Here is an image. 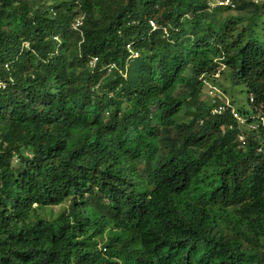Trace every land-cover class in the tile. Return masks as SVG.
<instances>
[{"label":"trees","instance_id":"obj_1","mask_svg":"<svg viewBox=\"0 0 264 264\" xmlns=\"http://www.w3.org/2000/svg\"><path fill=\"white\" fill-rule=\"evenodd\" d=\"M233 1L0 0V264H264V127L204 98L264 112V1Z\"/></svg>","mask_w":264,"mask_h":264},{"label":"rangeland","instance_id":"obj_2","mask_svg":"<svg viewBox=\"0 0 264 264\" xmlns=\"http://www.w3.org/2000/svg\"><path fill=\"white\" fill-rule=\"evenodd\" d=\"M45 1V6H47V7H49L50 9H52L53 7H54V5L56 4V3H58L57 1L58 0H44ZM255 1V0H254ZM262 0H260V2H261ZM208 2L209 3H214V0H208ZM256 2V1H255ZM259 2V3H260ZM215 6H211V8H214ZM63 9H65V8H63ZM231 13L234 15V14H236L237 12L236 11H231ZM81 15V14H80ZM79 17V16H78ZM78 17L77 18H75V20L76 19H78ZM72 28H73V26H72ZM74 29V28H73ZM58 38V40H59V44H61L62 42H63V40H62V38L61 37H57ZM26 47H28V43H25L24 44ZM27 49V48H26ZM90 66H91V64H90ZM92 67V66H91ZM84 69V65H80L79 66V70H83ZM185 75H188L189 77L192 75V71L190 70V69H188L186 72H185ZM215 75H218L217 73H215ZM216 77V76H215ZM218 77V76H217ZM225 77H227L228 78V75L227 74H225L224 76H220V78L218 79V82L220 83V84H222V91L223 92H225V96H226V98L227 99H229V101L230 102H232V100H234L235 98L230 94V89L233 87L232 85H231V83H230V81L229 80H227V79H225ZM106 78V80L108 79V76H106L105 77ZM105 78H104V80H105ZM213 85V84H212ZM244 89V90H243ZM243 90V91H242ZM235 95H236V98H237V105L239 106V107H242V108H245V109H250V106H249V104H248V101H247V94H246V91H245V88L244 87H241V88H239V89H237V91H236V93H235ZM204 98H207L206 97V95H204ZM123 103H124V101H123ZM124 106H126V104L124 105ZM128 106V105H127ZM187 112H190V111H187ZM185 115H191V114H189V113H185ZM181 117H183V115H181ZM190 118H191V116H189ZM27 153H29L28 151H27ZM16 163H17V160L15 159L14 160V164L13 165H16ZM137 168H138V170H140V169H142L143 168V165L142 164H140V165H138L137 166ZM68 207H69V202H66L64 205H62V206H57V207H54V208H47V209H45L43 212H42V214H43V217H50V216H52V217H56V216H58L60 213H62V212H64V211H66V210H68ZM105 242H106V239H105V241H102L101 243H100V245H99V248H100V246L102 245L103 246V244H105Z\"/></svg>","mask_w":264,"mask_h":264},{"label":"built area","instance_id":"obj_3","mask_svg":"<svg viewBox=\"0 0 264 264\" xmlns=\"http://www.w3.org/2000/svg\"><path fill=\"white\" fill-rule=\"evenodd\" d=\"M257 3L259 2V0H255ZM218 6H231V7H235V4L233 3L232 0H218L216 3ZM83 18L84 16H79L78 19H76L73 23V28L77 29L78 27H81V25H83ZM150 25L152 26V30L155 31L158 29V26L156 24V22L154 20L150 21ZM166 35H167V31L166 29H164ZM128 50L132 53V57H137L138 54L133 52V49L131 48V45H128ZM97 58L94 59L90 64L91 66H94L97 62ZM0 86H3V83L0 82ZM209 94L212 97L213 103L217 104V106L214 108L213 114H223L226 112H231V114L236 118V120L240 123V124H247L249 128L251 129H255L258 127L257 124L255 123H248L249 119L243 118L231 105L229 102L225 101V96L222 93V91H220L219 89H217L216 87H211L209 89ZM261 121L262 124H264V117H258ZM257 119L256 116H253L251 118V120H255ZM240 140L245 143V137L244 136H240Z\"/></svg>","mask_w":264,"mask_h":264},{"label":"clouds","instance_id":"obj_4","mask_svg":"<svg viewBox=\"0 0 264 264\" xmlns=\"http://www.w3.org/2000/svg\"><path fill=\"white\" fill-rule=\"evenodd\" d=\"M217 1L218 0H215L214 1V3H210V6H215V7H217L218 5L216 4L217 3ZM233 1V0H232ZM262 1H264V0H262ZM259 2H260V0H259ZM258 2V3H259ZM233 3L235 4V2L233 1ZM257 3V2H256ZM220 7H229V8H232V9H234L235 7H236V4H235V7H231V6H220ZM79 16H82V15H79ZM75 21V20H74ZM156 22V21H155ZM74 23V22H73ZM150 23V22H149ZM156 24H157V22H156ZM72 26H73V24H72ZM151 26V25H150ZM157 26H158V24H157ZM164 29H166L167 27H163ZM75 29V28H74ZM159 29H161L159 26H158V29L157 30H159ZM163 29V30H164ZM151 30H152V26H151ZM157 30H155V31H157ZM167 31V30H166ZM152 32H154L153 30H152ZM165 32V31H164ZM165 36H168V32H167V35H166V33H165ZM56 39H58L57 37H56ZM133 52H135L134 50H133ZM130 53V55H131V58H133L132 57V53L131 52H129ZM135 53H137V52H135ZM138 54V53H137ZM137 57H139V54H138V56ZM137 57H134V58H137ZM133 58V59H134ZM98 61V60H97ZM97 63V62H96ZM96 65V64H95ZM94 65V66H95ZM94 66H92V67H94ZM104 69H107V71H109V72H112L113 70H115V69H119V68H117L116 67V65L115 64H109V65H107ZM119 71V73H123V71L122 70H118ZM127 71V70H126ZM123 76H124V78H126L127 77V74H126V72L125 73H123ZM216 77L217 76H219V74L218 75H215ZM5 84H3V86H4ZM210 86L211 87H215L214 85H212V83H210V82H208V81H204V87H205V89H206V92H207V94H205L206 95V97L212 102V104L214 105L213 106V109L211 110V114L213 115V116H218V115H224L225 113H223V114H213V111H214V108L217 106V104H215V103H213V100H212V97H211V95L209 94V89H210ZM0 87H2V86H0ZM217 88V87H216ZM218 89V88H217ZM220 90V89H219ZM220 91H222V90H220ZM222 93H223V91H222ZM224 94V93H223ZM225 96V95H224ZM225 101H227V102H229L230 103V101H229V99H227L226 98V96H225ZM254 101V99H253V97H251V102H253ZM230 105H231V103H230ZM234 108V107H233ZM235 109V108H234ZM236 110V109H235ZM237 111V110H236ZM243 118H246V119H249L248 121V123H255V124H257L258 125V127L257 128H255V129H251V128H249L248 127V125L247 124H240L237 120H236V118L231 114V112L229 111V112H226V113H228L230 116H232V118L235 120V122H236V125H237V128H238V140H239V142L241 143V147H246V145H247V141H248V135H247V132H249V131H251V130H257V129H259V127L260 126H263L264 127V124H262V121L258 118V117H264V112L262 111V109L260 108L259 110H257V112L256 113H252L251 115H249V116H244L243 114H241L239 111H237ZM253 116H256L257 117V119H255V120H251V118L253 117ZM230 128L231 129H233L232 128V126H230ZM240 136H244L245 137V143H243L241 140H240ZM259 151H261V149H259ZM103 251L105 252L106 251V247L105 248H103Z\"/></svg>","mask_w":264,"mask_h":264}]
</instances>
